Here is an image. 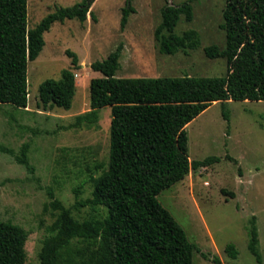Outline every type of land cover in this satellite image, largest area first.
<instances>
[{"label": "rangeland", "instance_id": "rangeland-1", "mask_svg": "<svg viewBox=\"0 0 264 264\" xmlns=\"http://www.w3.org/2000/svg\"><path fill=\"white\" fill-rule=\"evenodd\" d=\"M85 1L90 5L86 21L54 23L43 35L44 46L36 60L28 62L27 108L0 104V221L27 233L25 264H39L41 243L55 219L48 189L77 220L103 216L101 208L73 209L74 189L80 187L77 201L89 199L93 179L107 168L109 157V106L98 111L92 126L73 124L74 117L89 111L90 80L103 77L90 69L93 62L103 61L121 44L118 79L219 78L226 73L224 58L204 54L211 45L225 48L221 29L225 0H27V29H34L58 7ZM187 1L192 20L182 16L174 32L196 31L199 45L163 55L154 36L161 9ZM128 7L133 12L121 29L122 11ZM67 52L76 55L80 66L72 70L76 92L71 108H43L38 87L71 69ZM224 106L227 120L221 103L215 102L186 126L189 161L216 157L219 162L191 170L183 181L161 192L158 201L197 246L193 264H257L248 249L251 221L264 264V102L229 101ZM25 144L32 174L16 161ZM228 245L235 248V258L225 254Z\"/></svg>", "mask_w": 264, "mask_h": 264}, {"label": "trees", "instance_id": "trees-1", "mask_svg": "<svg viewBox=\"0 0 264 264\" xmlns=\"http://www.w3.org/2000/svg\"><path fill=\"white\" fill-rule=\"evenodd\" d=\"M89 8L86 1L58 7L28 30L27 0H0V104L27 108V64L41 52L44 33L56 22L76 19L84 23ZM132 12L131 7L123 9L121 29ZM160 15L154 36L161 54L172 56L198 47L196 31L174 32L182 16L187 22L192 20L189 1L165 6ZM222 17L225 48L204 49L207 58L225 59L222 77L118 79L121 44L103 61L90 65L103 77L90 80L89 111L74 117L73 124L92 126L98 111L109 106V157L107 168L93 179L89 199L77 201L80 187L74 189L73 209L101 208L104 213L77 220L48 189L49 206L56 215L41 243L39 264H193L197 246L159 203L158 195L183 181L191 170L207 168L220 159L190 162L186 126L215 102L221 103L226 120V102H264V0H225ZM91 19L95 20L92 15ZM67 55L71 69L38 87L43 108H71L76 92L72 70L80 66L74 53ZM27 153L25 144L16 161L32 174ZM27 237L20 226L0 221V264H25ZM258 244L251 221L248 249L256 263L262 264ZM225 254L237 256L232 245L225 248Z\"/></svg>", "mask_w": 264, "mask_h": 264}, {"label": "water", "instance_id": "water-1", "mask_svg": "<svg viewBox=\"0 0 264 264\" xmlns=\"http://www.w3.org/2000/svg\"><path fill=\"white\" fill-rule=\"evenodd\" d=\"M130 2H128V4H129Z\"/></svg>", "mask_w": 264, "mask_h": 264}]
</instances>
